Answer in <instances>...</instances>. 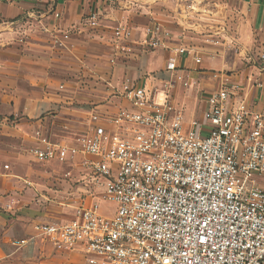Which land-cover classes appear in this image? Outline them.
Returning <instances> with one entry per match:
<instances>
[{
    "label": "built area",
    "instance_id": "2783aa9c",
    "mask_svg": "<svg viewBox=\"0 0 264 264\" xmlns=\"http://www.w3.org/2000/svg\"><path fill=\"white\" fill-rule=\"evenodd\" d=\"M184 9L211 16L196 2ZM98 22L97 13L88 16L90 28ZM144 33L143 48L168 54L165 77L154 78L159 83L147 87L126 78L112 87L126 106L92 115L86 134L52 140L33 133L34 161L70 165L86 180L83 198H93L65 222L36 224V238L56 254L80 256L81 264H264V112L249 106L241 87L220 70L209 74L219 86L200 117L187 120L175 93L198 85L191 74L204 55L184 33L173 36L158 23ZM55 34L52 43L62 48L69 34ZM112 35L128 42L132 31L119 24ZM203 45L240 53L218 34L204 35ZM101 203L115 206L110 217L101 213Z\"/></svg>",
    "mask_w": 264,
    "mask_h": 264
},
{
    "label": "crops",
    "instance_id": "0c3cea01",
    "mask_svg": "<svg viewBox=\"0 0 264 264\" xmlns=\"http://www.w3.org/2000/svg\"><path fill=\"white\" fill-rule=\"evenodd\" d=\"M186 2L200 4L211 16H191ZM91 13L99 18L94 29L87 25ZM152 23L173 36L184 33L204 55L191 74L198 85L189 93H175L185 116L194 112L200 117L206 98L219 86L209 74L220 70L241 87L249 106L264 112V61L259 60L264 53V0H0V264H81L80 256L54 253L33 228L65 222L77 205L93 198L82 193L70 205L57 198L35 202L29 177L32 165L42 164L29 154L37 144L32 136L39 131L59 140L86 134L92 115H111L126 106L112 87L126 78L147 87L159 83L154 78L164 76L168 54L141 46ZM119 24L131 28L128 42L114 39L112 31ZM59 32L69 34L62 48L51 40ZM208 34L237 44L240 53L203 45ZM123 46L131 51L124 52ZM182 63L191 67L189 60ZM10 201L14 204L8 207ZM20 240L26 243L12 245Z\"/></svg>",
    "mask_w": 264,
    "mask_h": 264
},
{
    "label": "rangeland",
    "instance_id": "374dc122",
    "mask_svg": "<svg viewBox=\"0 0 264 264\" xmlns=\"http://www.w3.org/2000/svg\"><path fill=\"white\" fill-rule=\"evenodd\" d=\"M162 75H157L159 80L163 79ZM197 113L190 115L187 113L186 119L198 118ZM63 130V129H62ZM61 130V131H62ZM58 136L55 138H59L61 132L58 131ZM33 173L29 177L30 181L33 183V189L36 194L33 195L32 198H57L55 201L58 203H66V205L71 204L72 198H78L83 193L85 189L84 176L81 173H78L74 170L70 165L60 166L55 163L42 166L33 164L32 165ZM66 173H70L69 176H66ZM80 195V196H79ZM61 205H58V207ZM65 206V205H64ZM114 205L108 203H101L100 210L101 213L107 217H110L114 211ZM61 209V207H59ZM68 213H71V209L66 208ZM68 219V218H67ZM78 262V260H75Z\"/></svg>",
    "mask_w": 264,
    "mask_h": 264
}]
</instances>
